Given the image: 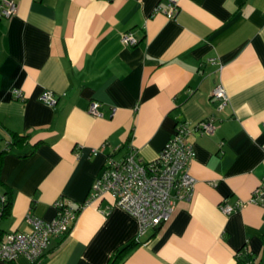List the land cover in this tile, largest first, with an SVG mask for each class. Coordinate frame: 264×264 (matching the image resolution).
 I'll return each mask as SVG.
<instances>
[{
    "label": "crops",
    "instance_id": "0c3cea01",
    "mask_svg": "<svg viewBox=\"0 0 264 264\" xmlns=\"http://www.w3.org/2000/svg\"><path fill=\"white\" fill-rule=\"evenodd\" d=\"M14 1L0 19V240L33 233L26 215L54 220L64 198L83 208L38 264H108L132 241L121 264H264V207L249 203L264 178V0H179L171 18L154 11L166 0ZM47 91L56 105L38 99ZM203 120L216 129L187 137L195 186L167 222L139 239L110 194L85 202L107 159L133 149L152 162L178 125ZM14 133L42 142L20 156ZM225 199L245 204L225 215Z\"/></svg>",
    "mask_w": 264,
    "mask_h": 264
},
{
    "label": "built area",
    "instance_id": "2783aa9c",
    "mask_svg": "<svg viewBox=\"0 0 264 264\" xmlns=\"http://www.w3.org/2000/svg\"><path fill=\"white\" fill-rule=\"evenodd\" d=\"M166 1V6L159 4L154 8L155 13L175 17L179 11V0ZM17 10L18 4L14 0H0V19L11 18ZM121 43L134 46L138 39L133 37L132 32H126L121 35ZM212 96L220 101V108L230 99L222 85L212 91ZM38 99L48 106L56 105V97L51 91L42 93ZM100 108L99 101H92L88 112L100 118L103 116ZM200 122L195 129H190L187 123L178 125L173 137L164 144L159 156L152 162L142 160L133 149L121 159H107L103 171L91 187L90 197L85 202H91L106 193L110 194L115 204L137 219L139 233L136 238L139 239L149 230H155L163 222H167L176 201L191 199L195 186L196 178L189 173V169L196 150L187 137L195 131L199 134H213L216 129L210 120ZM251 195L249 203L264 207V178ZM4 200L5 196L1 202ZM244 204L243 201L231 204L225 199L219 204V209L225 215H230ZM55 207L56 214L51 221L31 214L26 215L27 222L34 229L30 235L17 231L6 235L4 241L0 240V260L16 261L22 256L30 264H38L44 256L43 253L47 251L50 239L66 235L83 208L82 205L74 206L71 200L64 198L56 200Z\"/></svg>",
    "mask_w": 264,
    "mask_h": 264
},
{
    "label": "trees",
    "instance_id": "16d2710c",
    "mask_svg": "<svg viewBox=\"0 0 264 264\" xmlns=\"http://www.w3.org/2000/svg\"><path fill=\"white\" fill-rule=\"evenodd\" d=\"M30 141H31V143H33L32 144V146H33L32 149H29V150H26V151L21 149L24 146H26V144H30ZM41 142H42L41 139H38L37 141L35 139L31 140V137H28V136L24 137V136H20L17 133H14L13 137H12L11 145H12V147L13 146L18 147L16 149H20V150L17 151V153L20 156H25L26 157V156L31 155V153L34 151V149L36 147H38V145ZM10 200H11V197L6 198V200H4L3 202H1V199H0V206H1L0 208H1L2 217L7 215L8 212L10 211V208H11ZM139 244L140 243L138 241H132L129 245L119 249L118 252L111 258V261L108 264H121L124 261V259L126 258V256L131 252V250L133 248L135 249L136 247H138ZM7 264H16V263H15V261L8 260Z\"/></svg>",
    "mask_w": 264,
    "mask_h": 264
}]
</instances>
